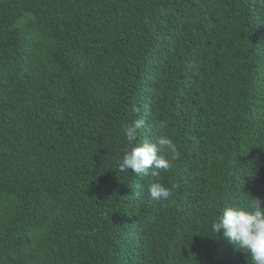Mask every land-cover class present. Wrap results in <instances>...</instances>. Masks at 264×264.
I'll return each instance as SVG.
<instances>
[{"label":"trees","instance_id":"trees-1","mask_svg":"<svg viewBox=\"0 0 264 264\" xmlns=\"http://www.w3.org/2000/svg\"><path fill=\"white\" fill-rule=\"evenodd\" d=\"M136 118L169 171L120 172ZM252 197L264 0H0V264H250L209 225Z\"/></svg>","mask_w":264,"mask_h":264},{"label":"clouds","instance_id":"clouds-1","mask_svg":"<svg viewBox=\"0 0 264 264\" xmlns=\"http://www.w3.org/2000/svg\"><path fill=\"white\" fill-rule=\"evenodd\" d=\"M133 111L138 113L139 109L134 108ZM144 125L143 118L133 119L123 125L128 147L118 156L117 167L123 173L130 169L139 176L148 175L149 172L158 176L160 170L169 171L181 153L171 136L162 134L155 141L142 137ZM159 127L167 128V121H161ZM173 187L157 181L148 185V193L152 200L164 201L172 196ZM209 227L217 236L223 230V236L235 250L249 257L250 264H264V207H261L258 198L226 205Z\"/></svg>","mask_w":264,"mask_h":264}]
</instances>
